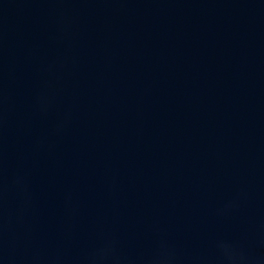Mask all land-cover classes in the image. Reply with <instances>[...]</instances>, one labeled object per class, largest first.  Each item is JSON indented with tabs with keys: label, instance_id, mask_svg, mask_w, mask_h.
Here are the masks:
<instances>
[{
	"label": "water",
	"instance_id": "1",
	"mask_svg": "<svg viewBox=\"0 0 264 264\" xmlns=\"http://www.w3.org/2000/svg\"><path fill=\"white\" fill-rule=\"evenodd\" d=\"M0 264H264V0H0Z\"/></svg>",
	"mask_w": 264,
	"mask_h": 264
}]
</instances>
